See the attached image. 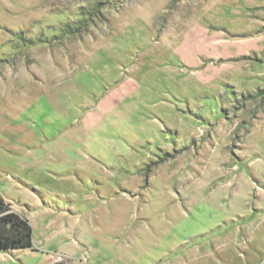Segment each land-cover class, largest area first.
Returning a JSON list of instances; mask_svg holds the SVG:
<instances>
[{"label": "rangeland", "instance_id": "1", "mask_svg": "<svg viewBox=\"0 0 264 264\" xmlns=\"http://www.w3.org/2000/svg\"><path fill=\"white\" fill-rule=\"evenodd\" d=\"M263 89L264 0H0V264H264Z\"/></svg>", "mask_w": 264, "mask_h": 264}, {"label": "trees", "instance_id": "2", "mask_svg": "<svg viewBox=\"0 0 264 264\" xmlns=\"http://www.w3.org/2000/svg\"><path fill=\"white\" fill-rule=\"evenodd\" d=\"M102 4L99 1L90 7L81 8L80 13L83 19L77 22L78 26L72 31L80 32L84 28L86 20H92L94 16L100 13ZM31 42L34 41L29 39V43ZM257 96H264V89L247 93L244 98H255ZM16 249H34L33 227L28 218L12 211L11 204L0 194V252Z\"/></svg>", "mask_w": 264, "mask_h": 264}, {"label": "built area", "instance_id": "3", "mask_svg": "<svg viewBox=\"0 0 264 264\" xmlns=\"http://www.w3.org/2000/svg\"><path fill=\"white\" fill-rule=\"evenodd\" d=\"M59 259L62 260L63 259L62 256H59Z\"/></svg>", "mask_w": 264, "mask_h": 264}]
</instances>
